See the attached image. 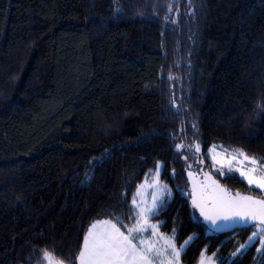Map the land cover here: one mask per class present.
Instances as JSON below:
<instances>
[{
    "label": "trees",
    "instance_id": "trees-1",
    "mask_svg": "<svg viewBox=\"0 0 264 264\" xmlns=\"http://www.w3.org/2000/svg\"><path fill=\"white\" fill-rule=\"evenodd\" d=\"M169 3L0 0V264H43L44 250L69 264L95 220L131 227L156 162L171 196L150 218L178 246L196 236L181 264L205 249L260 264L258 242L230 257L253 228H208L186 173L264 198L209 156L216 145L264 163V0Z\"/></svg>",
    "mask_w": 264,
    "mask_h": 264
},
{
    "label": "snow or ice",
    "instance_id": "snow-or-ice-1",
    "mask_svg": "<svg viewBox=\"0 0 264 264\" xmlns=\"http://www.w3.org/2000/svg\"><path fill=\"white\" fill-rule=\"evenodd\" d=\"M172 4L169 3L168 11L171 12ZM169 17H165L168 20ZM175 22V21H173ZM185 147L177 144L179 151ZM196 153L200 152V145L193 146ZM212 160L211 167L216 175L224 177L232 173H239L242 180L247 182L249 189L253 186L264 195V163L260 158L249 156L242 149H223L216 151V146L209 150ZM187 159V158H185ZM203 157L198 163L203 164ZM161 163L156 162L155 174L151 184L140 185L133 195L132 211L135 224L127 227L118 216L114 215L117 223L108 221L94 222L88 228L83 237V244L79 254L69 260V264H180V258L188 245L196 238L195 234L190 236L178 247L175 243L177 237L175 229L172 235L165 237L159 234V223L152 224L149 218L158 212V206L162 204V197L167 192L171 196L167 185H164L159 177L161 173ZM191 169L192 165H188ZM203 180L199 184L194 183L192 188V207L198 209L204 221L217 230L228 225H235L247 230L252 227L253 231L243 243L237 241L238 246L229 255L235 258L243 255L247 250L256 247L257 254L261 257L260 264H264V199H255L252 196L242 195L240 192L233 194L223 187L214 178L211 172L203 171ZM149 174H146V176ZM189 178H193V172H188ZM153 189L150 203H145L142 189ZM137 197H140L138 200ZM118 224L120 226H118ZM121 227H126V233L121 231ZM151 229V235L155 239H140L147 230ZM43 264H63L62 260L55 258V253L44 250L41 257ZM225 258H219L218 253L207 255V250L201 251L198 264H224Z\"/></svg>",
    "mask_w": 264,
    "mask_h": 264
},
{
    "label": "rangeland",
    "instance_id": "rangeland-1",
    "mask_svg": "<svg viewBox=\"0 0 264 264\" xmlns=\"http://www.w3.org/2000/svg\"><path fill=\"white\" fill-rule=\"evenodd\" d=\"M213 146H216V145H212V146H210L209 150L212 149ZM216 151H217V152H222V150H220V149L218 148V146H216ZM209 156H210V154H209ZM210 160H211V157H210ZM211 162H212V160H211ZM161 165H162V164H161ZM147 174H149V175H147V176L144 177V179L141 181V183L138 185V187H139L140 185H144L146 181H147V184H151V183H152V179H153V176H154V174H155V169L149 171ZM159 179H160V177H159ZM160 181H161V180H160ZM161 182H162V181H161ZM162 183H163V182H162ZM163 184L166 185L165 183H163ZM138 187H137V189H138ZM137 189H136L135 193L137 192ZM167 189L169 190V186H168V185H167ZM141 191H142V193H143L144 202H145V203H150V202H151V199H152L153 189L148 188V187L145 185V188L142 189ZM189 192H190V190H189ZM166 195H167V192L163 195L162 199H163ZM137 199L139 200L140 197H137ZM152 215H153V214H152ZM152 215H151V216H152ZM151 216H150V217H151ZM108 220H110V219H108V218H102V219H97V220H95L94 222H97V221H108ZM111 221H112V220H111ZM94 222H93V223H94ZM112 222H113V221H112ZM135 222H136V221H135ZM135 222H134V224H135ZM149 222L152 223V224H157V223H158V222L152 220L151 218H149ZM93 223H92V224H93ZM113 223H114V222H113ZM121 231H122V230H121ZM252 231H253V230H252ZM125 233H126V232H125ZM251 233H252V232H251ZM251 233H250V235H251ZM159 234H162V235H164L165 237H167V236H171V234L161 232L160 230H159ZM140 239L151 240V239H155V237H153V236L151 235V229H149V230L146 231V233L144 234L143 237H139V236H138L134 242H138ZM187 239H188V238H187ZM187 239H185V240H187ZM246 240H247V239H246ZM176 245H177V244H176ZM177 247H178V245H177ZM258 247H259V244H258ZM203 251H204V250H203ZM207 255H212V254L207 253ZM199 259H200V258H199ZM57 260H58V259H57ZM156 264H159V261H157ZM180 264H181V262H180ZM197 264H198V263H197Z\"/></svg>",
    "mask_w": 264,
    "mask_h": 264
},
{
    "label": "water",
    "instance_id": "water-1",
    "mask_svg": "<svg viewBox=\"0 0 264 264\" xmlns=\"http://www.w3.org/2000/svg\"><path fill=\"white\" fill-rule=\"evenodd\" d=\"M202 166H203V165H202ZM199 170H200V174L203 173V172H202L203 167H200ZM203 171H207V172H209L208 170H203ZM193 174H194V175H193V178L190 179V178H189V175H188V172L186 173L187 180H188V186H189V190H190V201H192V188H193V184H194V183L199 184V182L202 181L203 178H204V177H202L201 179L198 180L197 178H199V177H198L197 173H196V172H193ZM212 175H213V174H212ZM213 176H214V175H213ZM214 178H215L216 180H218L215 176H214ZM218 181H219V180H218ZM219 182H220V181H219ZM220 184H221L223 187L227 188L229 191H231L233 194H235L236 192H239L237 189H230V188L226 187V186L223 185L221 182H220ZM241 194H242V195H247V196H252V197L255 198V199H264V198H262V197H260V196L253 195V194H250V193H241ZM191 204H192V202H191ZM196 211H197V213L199 214L201 220L206 224V226H207L208 228H210L211 230H213V231H216V232H226V231H231V230H233V229H235V228H240V227H237V226H235V225H228V226L222 227V228H220V229L214 230V229L211 228V226H210L209 224H207V223L204 221L203 217H202V216L200 215V213H199V210L196 209Z\"/></svg>",
    "mask_w": 264,
    "mask_h": 264
},
{
    "label": "flooded vegetation",
    "instance_id": "flooded-vegetation-1",
    "mask_svg": "<svg viewBox=\"0 0 264 264\" xmlns=\"http://www.w3.org/2000/svg\"><path fill=\"white\" fill-rule=\"evenodd\" d=\"M199 169H200V168H198V171L196 172L197 175H198V177H199V178H197L198 180L201 179V178L203 177V173L200 174V170H199ZM203 170H206V169L203 168Z\"/></svg>",
    "mask_w": 264,
    "mask_h": 264
},
{
    "label": "crops",
    "instance_id": "crops-1",
    "mask_svg": "<svg viewBox=\"0 0 264 264\" xmlns=\"http://www.w3.org/2000/svg\"><path fill=\"white\" fill-rule=\"evenodd\" d=\"M91 225H92V224H91ZM89 227H90V226H89ZM89 227H88V228H89ZM87 230H88V229H87ZM86 232H87V231H86ZM82 244H83V243H82Z\"/></svg>",
    "mask_w": 264,
    "mask_h": 264
}]
</instances>
